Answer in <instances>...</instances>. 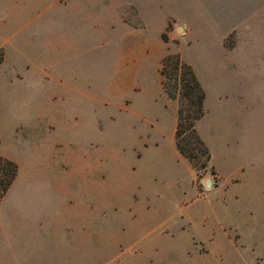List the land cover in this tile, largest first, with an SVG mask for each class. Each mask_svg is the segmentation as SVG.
Wrapping results in <instances>:
<instances>
[{
    "label": "rangeland",
    "instance_id": "374dc122",
    "mask_svg": "<svg viewBox=\"0 0 264 264\" xmlns=\"http://www.w3.org/2000/svg\"><path fill=\"white\" fill-rule=\"evenodd\" d=\"M144 48L150 55L137 64L148 68L149 90L162 79L165 53L179 52L200 75L210 112L198 119V132H209L217 94L233 85L241 91L231 101L238 114L251 102L252 117L263 116L264 0H0V155L21 170L0 195V264H264L262 239L239 242L242 253L252 249L245 260L235 249L201 252L174 224L162 229L159 206L171 200L177 208L190 196V174L174 152L173 114L162 97L142 100L149 110L131 106L125 69ZM64 49L67 63L83 59L82 80H91L83 93L41 87ZM164 95L177 109L179 96ZM147 111L162 127L139 115ZM31 168L45 173L34 186L50 195L44 200L40 191L20 199ZM85 168L96 187L81 183ZM45 169L66 177L60 197ZM195 173L192 185L206 191L202 179L212 171ZM176 215L172 223H183Z\"/></svg>",
    "mask_w": 264,
    "mask_h": 264
},
{
    "label": "crops",
    "instance_id": "0c3cea01",
    "mask_svg": "<svg viewBox=\"0 0 264 264\" xmlns=\"http://www.w3.org/2000/svg\"><path fill=\"white\" fill-rule=\"evenodd\" d=\"M72 47L75 49V42L72 44ZM65 53L66 50L64 49V52L59 53V55ZM148 54L150 55L145 48L142 49L139 58L133 61L135 62V67L125 69L131 83L128 91V94L132 97L131 106L133 107V103H135L142 111L149 110L148 104L142 103V100H145V98L150 100L155 99L157 96L162 97L163 107L169 109L173 114L174 125L170 130V137H173L177 124V109L166 106L165 92L161 85V79H159L157 88L153 86L152 89H148L152 84L148 77V68L140 67V64H137L138 60H141L142 63V61L147 59L146 56ZM158 56L155 55V59ZM66 57V55H63V59H59L57 62V71L48 70V72L46 71L42 74L41 87L44 86L45 89H49L50 85H52L50 87V89H53L52 92L60 90L62 93H83L80 88L82 85H84L85 89H90L91 80H82L81 61L83 59L80 57L77 61L67 63ZM72 63L73 65L69 66ZM2 71L3 65L0 66V72ZM90 72L91 70L88 73L90 74ZM194 72L200 84L203 85L198 72ZM159 76L161 77V75ZM140 85L142 89L140 91L136 90L135 87H139ZM234 87L236 85H233V89L226 88V90H223V92L219 91L217 94V103L214 107H211L212 112L209 121L211 129L209 132H198L196 128L210 152L208 169L213 173L212 178L203 177L202 179L207 190L200 192L199 188L192 185L191 180L196 174L195 170L174 145V152H176L177 157L186 166L190 174L189 189L191 194L177 204V208H175L176 205L171 200L164 206L154 204L155 208L159 206V210L161 211L159 215L165 217L160 224L162 229L174 224L172 226L175 233L185 232L194 242V246H201V252L213 251L220 255L223 253L232 254L234 249L239 251V242L243 239L248 242L247 245L249 247L251 244L249 239L251 238L255 240L262 239L264 243V113L262 117H252L251 111L255 104L247 102L243 109L239 107L240 113L238 114L235 109V105L237 104L231 101L233 99L236 100L241 91L235 93L237 89H234ZM139 98L140 101L138 100ZM136 100L139 101V105L136 103ZM208 112H210L209 109L201 117L206 116ZM146 114H149V112L139 113L144 119H149L151 125L153 123V125L157 126L156 122H158L159 127H162L158 114H149L151 117ZM163 133V128L159 133L157 131L154 133L152 141L153 149H159ZM155 140H157V143ZM170 144L173 146L172 142ZM144 147H147V145L144 144ZM143 157L144 155L139 160H142ZM77 160L82 164V157L80 155ZM44 171L53 177L52 183L58 188L57 193L58 197H60V186L64 189L66 177L63 176L62 178V175L60 173L56 174L55 170L47 171L45 169ZM82 171L83 174L80 180L83 182L81 183L87 189L92 188V186L96 187L98 182L93 175V171H88L87 168L82 169ZM20 173L21 170L18 169L14 181L18 180ZM42 173L44 172L39 168L28 169V180L32 184L30 189L25 190L20 199H30L31 197L39 196L40 190L34 189V186L46 182L43 175H40ZM208 179L210 180L209 187L206 185ZM76 183L78 184L77 181ZM176 186L180 188L178 184ZM171 188L173 187L171 186ZM182 190V194L186 195L185 189ZM139 192V196L142 197L141 194H143L145 198V192L141 188H139ZM40 193L41 198H43L42 200L50 196L43 190ZM201 193L202 195L199 196L198 194ZM83 194L82 196H85V191H83ZM170 211L171 213H169ZM175 214H177L176 218L178 216L183 223H172ZM149 219L148 221H150ZM251 251L252 249H247L246 252H239L241 257L246 260Z\"/></svg>",
    "mask_w": 264,
    "mask_h": 264
},
{
    "label": "trees",
    "instance_id": "16d2710c",
    "mask_svg": "<svg viewBox=\"0 0 264 264\" xmlns=\"http://www.w3.org/2000/svg\"><path fill=\"white\" fill-rule=\"evenodd\" d=\"M161 85L168 98L179 96L174 133L178 152L196 172L208 168L210 152L196 130V121L204 113L205 92L192 66L179 52L165 53L160 60ZM186 136V137H185ZM18 173L17 163L0 155V195L12 185Z\"/></svg>",
    "mask_w": 264,
    "mask_h": 264
},
{
    "label": "water",
    "instance_id": "95a60500",
    "mask_svg": "<svg viewBox=\"0 0 264 264\" xmlns=\"http://www.w3.org/2000/svg\"><path fill=\"white\" fill-rule=\"evenodd\" d=\"M178 29L181 30L182 28L179 27ZM206 185H207L208 187L210 186V180H209V179L207 180Z\"/></svg>",
    "mask_w": 264,
    "mask_h": 264
}]
</instances>
